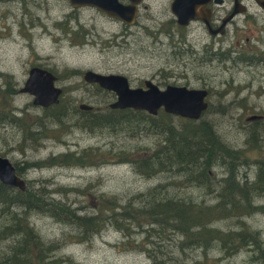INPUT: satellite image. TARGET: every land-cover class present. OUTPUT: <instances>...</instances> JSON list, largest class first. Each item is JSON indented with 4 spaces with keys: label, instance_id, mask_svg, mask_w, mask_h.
Masks as SVG:
<instances>
[{
    "label": "rangeland",
    "instance_id": "374dc122",
    "mask_svg": "<svg viewBox=\"0 0 264 264\" xmlns=\"http://www.w3.org/2000/svg\"><path fill=\"white\" fill-rule=\"evenodd\" d=\"M43 1L47 14L38 12V18L34 13L32 17L23 14L20 0L1 5L7 13L14 12L19 20L12 23L9 14L0 25V88L13 91L10 94L0 90V156L19 166L26 164L19 176L27 187L44 191L47 201L62 203L70 215V223L68 219L64 223L37 211H26L23 217L19 216L20 226H31L39 243L31 238L25 243L24 250L30 249L32 255L25 259V252L13 253L15 247L23 245V238L21 234L8 235L12 230L7 227L12 224L11 214L3 212L0 264H20L17 262L24 259L28 264H149L150 254L166 258L170 264H264L263 258H257L258 250L251 246L240 247L230 255L217 246L182 247L177 234H163L159 238L156 233H146L148 225L142 226V230L131 224L121 232L123 228H117L111 220L98 233L89 235L79 231L80 219L76 218L78 223L73 220L74 215H87V219L96 207L124 204L160 183H176L181 179L176 174L182 175L177 164L173 166L176 171L170 174L145 176L131 161L157 150L160 142L166 140L162 131H130L134 121L116 131L77 125L83 122L82 111H86L79 104L86 103L103 113L114 99L109 90L84 81L85 70L123 74L131 87L143 86V80H150L159 88L172 84L208 89L207 107L193 123L210 125L219 142L227 143L231 150L246 147L249 129L254 127L248 118L261 115L258 126L250 131L258 145L244 153L247 160L238 169L240 182L255 180L257 165L264 161V136H260L264 130V28L257 26L244 34L239 31L242 34L239 46L230 32L223 41L219 38L212 41L204 29L193 25L180 28L173 18H146L141 14L136 24L128 25L90 6L74 7L67 0ZM161 7V3L152 4L150 12H158ZM23 28L24 35L20 34ZM206 44H212L213 52L220 48L227 58L204 60L201 47ZM31 65H39L56 75L54 84L62 89L58 102L66 113L58 124L46 117L50 106H35L29 93L17 92ZM162 113L166 112L159 109L156 115H147L167 121L162 125L164 128L168 123L176 129L183 125L184 118ZM14 116H21L24 125L10 121L9 117L14 119ZM40 118H45L47 125H43L36 140L26 138L25 131L36 130L35 122ZM84 150L88 151L84 163L73 164L70 160ZM49 157L54 159L53 163L45 162ZM212 165L213 179L209 181L213 184L212 194L201 186L186 184L184 188L177 184L162 188L177 202L182 197L194 204L216 203V191L222 183L219 179L228 172L219 160ZM253 203L264 208V194L255 197ZM133 208L138 207L127 208L129 214L136 212ZM8 209L15 211V215L22 213L18 206ZM110 218L113 217L107 220ZM211 226L225 232L243 228L246 236L256 232L264 249V211L240 219L228 217L205 223L206 228ZM11 255L21 259L10 258ZM5 257L8 258L4 260Z\"/></svg>",
    "mask_w": 264,
    "mask_h": 264
},
{
    "label": "trees",
    "instance_id": "16d2710c",
    "mask_svg": "<svg viewBox=\"0 0 264 264\" xmlns=\"http://www.w3.org/2000/svg\"><path fill=\"white\" fill-rule=\"evenodd\" d=\"M75 73V71H71ZM9 84V81H8ZM8 93H12L11 89H2ZM77 109V108H76ZM78 110V109H77ZM95 109L90 111H82L81 117L82 123L77 124L79 126L87 127L91 130L96 128H109L113 131L123 129V125L134 121V124L130 128V131H142L147 130L150 132L159 131L165 133V141H161L159 148L151 152L147 156L141 157L138 161L131 160L135 164L138 171L145 175H153L156 173L170 174L176 169L173 166L177 165L178 172H182L180 181L176 183L166 182L164 184H158L149 188L145 192H141L138 195H134L131 201L115 204L111 207H96L94 213L88 216L83 215L81 217L74 215L73 220L76 218L81 221L77 224L79 231L92 235L98 233L100 229L110 220L115 223L117 228H123L121 232L128 229L127 225L131 224L134 227H139L143 230L142 226L148 225L146 230L147 234H158L157 237L161 238L163 234L167 236L168 233L177 234L180 238V245L183 247H200L201 249H207L212 246H217L224 254L230 255L237 251L240 247L251 246L258 250L260 255L257 258L264 259V249L261 247L260 240L256 232L250 236H246L243 228L238 230H229L227 232L222 231L213 226L206 228L205 223L210 221H217L224 218H236L240 219L241 216H247L254 212H262L264 208L255 205L253 200L255 197L264 194V161L259 162L257 167V173L253 182H240L238 174L239 165L246 162L244 153L247 150H253L258 145V140L254 138L253 133H250L251 129L257 127L256 124L260 119L251 120L252 126L249 129V140L246 147L243 149L231 150L227 143L219 142V136L208 124L196 125L194 120L184 118L183 125L178 129L173 128L170 124L164 128L162 125L167 122L165 120L158 121L155 117L145 114L140 110H110L106 107L107 112H96ZM47 112L48 118H53L51 123H60V118L65 113L64 108L58 102L55 105L50 106ZM74 112V110H73ZM75 113V112H74ZM132 113V114H130ZM164 116H168L166 113H162ZM14 121L20 126L24 125L21 116H14ZM45 118L36 120L34 131L27 132L24 127L26 138L36 140L37 135L41 133ZM47 125V124H45ZM166 126V125H165ZM264 126V125H263ZM262 126V130H263ZM264 136V130L260 134ZM260 139V138H259ZM264 139V138H263ZM216 148H219V151ZM85 151L81 154L75 155L70 161L73 164H83L84 158L87 156ZM160 155V157H158ZM215 160H219L220 163L226 166V177L219 179L222 183L216 191L215 201L213 204L197 203L194 204L191 201L181 197L179 202L172 198L165 192L162 187H168L169 185L177 184V187L184 188V185L188 187L195 186L199 188L203 187L205 190L211 189L213 185L211 182L213 175L210 172L211 167ZM54 159L49 157L45 162L53 163ZM27 163V162H25ZM15 172L20 175L22 170H25L24 166H19L18 163H14ZM28 165V164H27ZM43 165V164H42ZM212 194V193H211ZM48 197L38 188H26L25 191L16 189V187H9L0 183V215L3 212H10V218L12 224L7 227L12 230L8 234L9 236L14 234H21L23 238V245H19L14 248L13 253L25 252V259L32 258L31 250H24L25 243L29 242V239L35 240L36 234L33 232L31 226H20L18 223L23 214L26 211H37L47 213L55 217L58 221L64 222V219L70 223V215L66 214V208L58 200L47 201ZM103 202H109L103 200ZM177 202V203H176ZM135 203V204H134ZM18 206L21 207V214L15 215V211H11L8 207ZM138 207L134 209L136 212L129 214V207ZM73 213V212H71ZM74 214V213H73ZM79 215V214H77ZM129 215V217H128ZM112 216L113 218L108 217ZM116 218V219H115ZM127 222V224H124ZM65 223V222H64ZM6 227V228H7ZM19 229H21L19 231ZM39 237L37 236V239ZM28 240V241H27ZM26 244V245H27ZM39 244V243H38ZM152 250L150 251V253ZM20 260L16 255H11L10 258ZM8 257H5L6 260ZM23 260L22 264H28V260ZM149 264H170L166 258H159L156 255L149 256ZM179 264V263H173Z\"/></svg>",
    "mask_w": 264,
    "mask_h": 264
},
{
    "label": "water",
    "instance_id": "95a60500",
    "mask_svg": "<svg viewBox=\"0 0 264 264\" xmlns=\"http://www.w3.org/2000/svg\"><path fill=\"white\" fill-rule=\"evenodd\" d=\"M74 7L94 6L105 15L120 19L127 24L134 21V11L130 5L123 6L117 0H67ZM132 2L135 0H131ZM194 0H173L171 11L175 15L178 26H186L196 17L191 12ZM128 11V16L124 12ZM82 78L88 83H96L99 87L115 94V99L108 105L112 109L132 108L143 110L150 115H156L158 110L182 118L197 120L207 107V90L205 88H189L167 84L159 88L150 80H144V87L129 86L127 78L120 74H102L85 70ZM56 76L47 69L32 66L28 69L27 78L20 89L32 96V104L48 107L58 103L62 89L56 86ZM80 108L91 110L92 106L80 104ZM252 115L248 119L259 118ZM0 182L2 184L24 189V180L15 174L12 163L6 157L0 156Z\"/></svg>",
    "mask_w": 264,
    "mask_h": 264
},
{
    "label": "flooded vegetation",
    "instance_id": "af4514ba",
    "mask_svg": "<svg viewBox=\"0 0 264 264\" xmlns=\"http://www.w3.org/2000/svg\"><path fill=\"white\" fill-rule=\"evenodd\" d=\"M14 1L15 0H0V25H1V21L6 19L9 16V14L12 17V23L18 22L19 18H16L14 12L7 13L6 10L1 8V5H5L8 3L13 4ZM117 1L123 6L130 5L132 7L134 11L133 25L136 24V20L139 18L141 14H143V16L146 18H151V17L173 18L176 24L175 15L171 11V4L173 0H135L133 2L131 0H117ZM20 3L23 9V14H27L31 17L33 13L34 16L37 17L38 12H44L45 14H47L48 9L44 7L45 3L43 0H20ZM156 3L163 4V7H161L158 12H154V13L150 12L152 4H156ZM11 4L9 6H11ZM8 7L7 10L10 8ZM83 7H87V6H83ZM190 7L192 9L191 12L196 18L191 19L186 26H179V27L182 28V27H188L189 25H193L192 27L194 28L196 27L202 28L207 32L209 36H211V38H213L212 41L216 40V38H219L220 41L221 40L223 41L226 35L228 34V32H230L232 37L235 40H238V44H239L242 34L250 32L252 31V29H256L257 26L264 28V0H194L191 3ZM97 11L104 14L98 9ZM123 15L128 16V11L124 12ZM27 22H29V19L27 20ZM4 23L7 24L5 21ZM23 25L27 26L28 24L24 23ZM243 27L245 30L242 29ZM25 31L26 30L23 28L20 34L24 35ZM239 31H243V33L240 34L238 33ZM260 31L262 32V30ZM211 45L212 44H206V46L201 47L204 51L203 52L204 53L203 58H205L204 60L207 61L212 58L223 60V57L227 58L225 54L220 52V48H216V50L218 49L216 52L211 51L212 49ZM32 66L33 65H31V67ZM105 74H117V73H105ZM120 75L124 76L125 78H128L123 74ZM4 84L6 85L5 81ZM21 87H19L18 91L14 90V93L15 91L21 92L20 91ZM137 87H144V85ZM206 90L207 92H209L208 89ZM111 94L115 99V94L113 92H111ZM108 105L109 104H107V107L109 108ZM109 109L122 110V109H112V108ZM129 109L131 108H125L123 110H129ZM1 116H3L2 113ZM261 118L262 116L260 118H255V119H261ZM9 119L10 121H14L12 117H9Z\"/></svg>",
    "mask_w": 264,
    "mask_h": 264
},
{
    "label": "bare ground",
    "instance_id": "6f19581e",
    "mask_svg": "<svg viewBox=\"0 0 264 264\" xmlns=\"http://www.w3.org/2000/svg\"><path fill=\"white\" fill-rule=\"evenodd\" d=\"M40 68H43V67H40ZM43 69H46V68H43ZM48 70V69H47ZM48 71H50V70H48ZM81 104H85V105H88V104H86V103H81ZM80 105V104H79ZM79 105H78V107H79ZM91 106V105H90ZM49 107V106H48ZM80 108V107H79ZM80 109H82V108H80ZM82 110H85V109H82ZM86 111H88V110H86ZM9 187H11V186H9ZM13 187V186H12ZM16 188H18V187H16ZM26 188H27V183H26V181L24 180V189H20V188H18V189H20L21 191H25L26 190Z\"/></svg>",
    "mask_w": 264,
    "mask_h": 264
}]
</instances>
